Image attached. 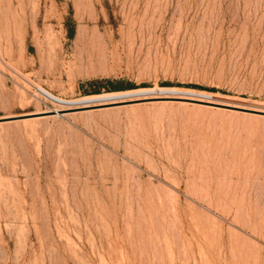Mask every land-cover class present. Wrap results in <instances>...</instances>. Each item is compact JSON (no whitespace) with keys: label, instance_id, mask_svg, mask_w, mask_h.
Segmentation results:
<instances>
[{"label":"rangeland","instance_id":"rangeland-1","mask_svg":"<svg viewBox=\"0 0 264 264\" xmlns=\"http://www.w3.org/2000/svg\"><path fill=\"white\" fill-rule=\"evenodd\" d=\"M0 264H264V0H0Z\"/></svg>","mask_w":264,"mask_h":264},{"label":"bare ground","instance_id":"bare-ground-1","mask_svg":"<svg viewBox=\"0 0 264 264\" xmlns=\"http://www.w3.org/2000/svg\"><path fill=\"white\" fill-rule=\"evenodd\" d=\"M159 91L162 93L175 94V95H177L176 97H179V98L184 97V98H190L192 100L210 101L209 95H206L204 93H195V92H191V91H181V90H176V89H166V90L159 89Z\"/></svg>","mask_w":264,"mask_h":264},{"label":"water","instance_id":"water-1","mask_svg":"<svg viewBox=\"0 0 264 264\" xmlns=\"http://www.w3.org/2000/svg\"><path fill=\"white\" fill-rule=\"evenodd\" d=\"M184 101H189V102H196V103H202V104H208L211 105L209 102H202V101H198V100H189V99H183Z\"/></svg>","mask_w":264,"mask_h":264}]
</instances>
